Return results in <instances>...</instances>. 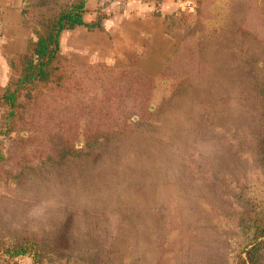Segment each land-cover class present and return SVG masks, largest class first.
Returning <instances> with one entry per match:
<instances>
[{"label": "rangeland", "instance_id": "374dc122", "mask_svg": "<svg viewBox=\"0 0 264 264\" xmlns=\"http://www.w3.org/2000/svg\"><path fill=\"white\" fill-rule=\"evenodd\" d=\"M183 15L159 68L66 57L0 108V264H264V0Z\"/></svg>", "mask_w": 264, "mask_h": 264}, {"label": "crops", "instance_id": "0c3cea01", "mask_svg": "<svg viewBox=\"0 0 264 264\" xmlns=\"http://www.w3.org/2000/svg\"><path fill=\"white\" fill-rule=\"evenodd\" d=\"M29 0H0V97L13 75L12 61L26 53L35 40L33 25L25 11ZM196 0H89L84 14L86 25L63 31L61 54L79 57L88 64L159 68L172 49L162 46L170 41L164 31L167 15L192 11ZM150 46V48H149ZM135 56V57H134Z\"/></svg>", "mask_w": 264, "mask_h": 264}, {"label": "trees", "instance_id": "16d2710c", "mask_svg": "<svg viewBox=\"0 0 264 264\" xmlns=\"http://www.w3.org/2000/svg\"><path fill=\"white\" fill-rule=\"evenodd\" d=\"M46 1L44 0L41 4H35L34 0H29L30 3L25 11L29 18L27 22L33 25L35 40L30 41L26 53L19 55L12 61L13 75L0 97V108L5 110L4 114H1V117L10 121V128L6 130L7 134L13 132L19 120L20 109L22 107L20 100L23 96V91L26 90V95L28 96L32 94V99H35V94H38L37 91L40 90L39 87L42 90L51 89L52 87L65 88L70 83L67 81L71 79V74L66 72L68 71L67 68H69L70 60L61 54L60 38L63 31L74 29L80 25H86L83 17L87 11L89 0H65V4L61 2L54 9L55 11L51 12L55 14L48 15L45 14L47 12L42 13L40 18L43 20L36 24V19L33 22L31 18V12L39 6L41 8H43V5L44 7L48 6ZM196 2L198 3V0ZM48 8L53 9L50 6ZM181 18H185L183 12L181 14L167 15L164 21L165 33L174 37L178 35V20H181ZM101 19L102 15H99L97 22L86 26L100 27ZM84 66L95 70V74L98 71L108 72L109 68L113 67L103 63L96 65L85 63ZM65 82L67 83L65 84ZM2 126L3 123H0V128ZM120 134L121 132H117L114 134V137L118 138ZM97 141L94 142L93 146ZM27 252L26 247H20L14 252L7 250V253L11 257L25 255Z\"/></svg>", "mask_w": 264, "mask_h": 264}]
</instances>
